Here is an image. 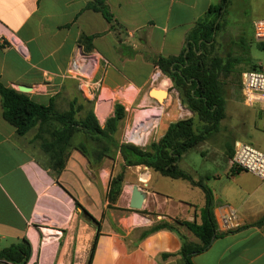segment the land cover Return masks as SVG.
<instances>
[{"label": "crops", "instance_id": "obj_1", "mask_svg": "<svg viewBox=\"0 0 264 264\" xmlns=\"http://www.w3.org/2000/svg\"><path fill=\"white\" fill-rule=\"evenodd\" d=\"M92 1L0 0L1 83L17 91L20 86L31 87L26 95L47 106L72 84L68 74L84 55L98 61L104 86L119 91L130 86L127 94L134 96L136 90L153 88L157 78L153 60L179 56L188 34L221 0H108L122 31L112 30L101 13L87 9ZM83 36L94 37L92 51L83 45ZM123 66L136 72L141 66L150 67L152 72L140 85L133 81L123 85L127 79ZM170 80H164L165 86L171 83L173 87ZM227 120L228 116L218 134L185 153L179 167L195 151L204 157L200 166L211 162L218 168L224 160L230 177L228 152L240 139L230 132ZM32 131L23 137L17 134L4 118L0 96V251L28 241L32 249L28 264H89L96 244L91 264H187L181 255L182 238L192 244L200 240L186 227L143 235L164 221L201 224L206 199L200 188L150 169L144 176L141 166L128 167L122 192L111 203V180L124 167L119 152L115 160L96 163L72 149L58 175ZM199 163L182 170L211 190L218 236L207 250L192 255L191 263L264 264V194H231L230 184L220 185L221 177L208 168L198 171ZM135 185L146 193L140 211L130 208ZM196 190L201 194H190ZM77 204L93 216L100 229ZM228 209L236 211L241 227L224 233L219 217ZM36 216L47 218L46 222ZM39 227L60 234L50 243Z\"/></svg>", "mask_w": 264, "mask_h": 264}, {"label": "trees", "instance_id": "obj_2", "mask_svg": "<svg viewBox=\"0 0 264 264\" xmlns=\"http://www.w3.org/2000/svg\"><path fill=\"white\" fill-rule=\"evenodd\" d=\"M108 0H93L87 9L101 13L110 28L122 31L123 28L109 10ZM232 0H221L218 5L210 7L206 16L200 20L188 34L186 45L177 57L159 56L153 60L155 68L173 82V88L179 93L182 106L193 114V118L180 120L169 126L167 132L158 143L149 148L123 144L120 145L115 135L118 126L126 116L125 107L118 105L113 118L102 127L96 116L90 113L84 120L76 119V111H56L54 101L42 105L28 95L13 88L4 86L0 81V96L3 103L5 120L14 126L21 137L38 128L35 140L40 141L42 151L49 157L51 169L58 175L65 169L69 153L72 149L80 151L84 156L98 163L103 159H115L120 153L124 167H147L161 175L187 181L193 187L200 188L205 194L206 205L201 212L202 223L174 220L173 223L160 222L147 230L144 237L161 230L177 232L179 227H186L200 240V244H192L182 238L181 255L187 264L191 257L207 250L217 233V223L213 213V195L203 183L196 182L192 176L179 167L184 154L196 149L212 135L220 132L221 122L227 116V101L224 96V80L232 75L238 64L244 62L242 57L223 58L214 54L217 36L221 31V22L229 13ZM94 37L83 36L82 43L87 50H93ZM240 44L244 55H247V42L241 38ZM264 48V45L259 44ZM201 127L197 128L196 120ZM77 136L84 138L77 145ZM88 141V142H87ZM89 143V145H87ZM230 158L234 155V147L230 145ZM233 175L241 173L232 170ZM125 175L120 173L111 180L108 199L116 202L122 192ZM77 207L82 208L79 204ZM87 217L100 229V224L84 210ZM94 244L92 248L95 251ZM32 257V249L28 241L13 245L0 251V261L13 264H28Z\"/></svg>", "mask_w": 264, "mask_h": 264}, {"label": "rangeland", "instance_id": "obj_3", "mask_svg": "<svg viewBox=\"0 0 264 264\" xmlns=\"http://www.w3.org/2000/svg\"><path fill=\"white\" fill-rule=\"evenodd\" d=\"M258 19H264V0H232L229 13L223 21H220L222 29L217 36L213 55L223 58L228 56L232 58L242 57L244 59V62L235 67L232 75L224 80V96L227 101L226 113L228 116L226 123L230 126V132L233 131L240 139V142L252 145L264 152V130L262 128L264 114L259 108H248L245 106L241 91L243 73L254 71L260 66L264 67V48L260 47L253 37V22ZM241 38L246 39L247 55L243 54L244 51L240 44L235 45V43L240 42ZM86 61L88 64H85V67L81 62L77 63L78 68L72 67L68 74V77H70L69 82H72V84L57 93L54 99L57 112L65 113L73 108L76 111V119L79 121L84 120L90 113H93L99 124L104 127L106 122L114 117L116 107L118 105H125L129 110H127L123 122L119 124L120 128L115 138L120 145L128 144L143 149L149 148L153 143H158L165 135L171 123L193 118V114L182 106L179 93L171 87V83H169V86H165L162 91L163 97L157 96L156 90L163 89L160 81L169 79L161 70L156 69L154 71V77L157 78L155 81H152L153 88L145 89L142 92L136 90V94L130 97L127 94L130 86H126L120 91L109 88L106 85L104 86L100 77L98 61H90V59ZM122 68L124 74L127 76V79L122 82L123 85L128 84L129 81L140 85L152 72V68L143 66H141L138 72L128 70L125 66ZM108 89H110V93L107 92ZM136 95L138 96L136 102L132 103L131 100ZM158 98L162 100L160 103L158 102ZM168 102H171L170 105ZM195 120L197 128H200V122L197 118ZM154 123L155 126L150 127L146 131L144 126L147 127ZM37 132L38 128L32 131V135L37 134ZM140 132L146 136L142 142L138 141V134ZM83 139L77 136L74 144L77 145L81 140L84 141ZM35 143L39 145L40 141L35 140ZM217 152L219 153L220 150ZM203 160L204 157L202 155L196 154L195 151L190 152L188 158L182 162L181 169H186L188 165L195 163V161H200V166ZM204 165L200 166L198 171L202 170V168H208L213 173H216V175L218 174L222 179L220 185L230 184L231 194H264V182L250 173L241 172L233 175L232 168L230 167L229 177L224 160L221 161L218 168L214 167L211 162ZM141 168L145 173L144 176H146V170L149 168L143 166ZM144 168L146 169L144 170ZM128 170L125 167H119L118 170V175L120 173L125 175L124 183L128 177ZM192 178L194 179V174H192ZM131 182L134 183L133 178ZM169 188L170 186L167 189ZM164 191H166V188ZM196 192L201 194L198 190L194 192L190 191V194H198ZM44 233L46 239L50 240V243L54 242L51 241L54 236H49L54 233L46 230Z\"/></svg>", "mask_w": 264, "mask_h": 264}, {"label": "built area", "instance_id": "obj_4", "mask_svg": "<svg viewBox=\"0 0 264 264\" xmlns=\"http://www.w3.org/2000/svg\"><path fill=\"white\" fill-rule=\"evenodd\" d=\"M253 31L255 42L264 45V19H258L253 22ZM18 47L22 51V53L26 55V52L23 50L22 46L19 45ZM88 59L90 58L87 56H81L73 65V68H78L77 63L79 62H81L83 66L85 64H88L86 61ZM91 60L92 59H90V61ZM241 91L243 93L245 106H247L248 108H259L260 111L264 114V67L260 66L254 71H246L243 73L241 80ZM230 167L232 168V170L250 173L258 177L260 180L264 181V152L256 149L252 145L238 141L234 145V155L230 159ZM36 218L42 220V222H46L47 219H43L37 216ZM219 226L224 233L238 230L241 227L240 217L235 210L228 209L219 217ZM39 229L45 235V229H43L42 227H39ZM49 232L55 233V235L50 234V237H56L60 234V232ZM0 264L13 263L6 261L0 262Z\"/></svg>", "mask_w": 264, "mask_h": 264}, {"label": "water", "instance_id": "obj_5", "mask_svg": "<svg viewBox=\"0 0 264 264\" xmlns=\"http://www.w3.org/2000/svg\"><path fill=\"white\" fill-rule=\"evenodd\" d=\"M19 91L24 94H30L32 92V88L28 86H20ZM145 200L146 193L141 189V187L135 185L132 189L130 208L137 211L142 210Z\"/></svg>", "mask_w": 264, "mask_h": 264}, {"label": "bare ground", "instance_id": "obj_6", "mask_svg": "<svg viewBox=\"0 0 264 264\" xmlns=\"http://www.w3.org/2000/svg\"><path fill=\"white\" fill-rule=\"evenodd\" d=\"M81 66H82V65H81ZM159 76H160V75H159ZM160 83L162 84L163 89H157V90H156V94H157V96H158V95L162 96V91H163L164 88H165V81H164V80H161ZM162 97H163V96H162ZM158 100H159V101H158L159 103L162 101V100L159 99V98H158ZM170 103H171V102H168L169 105H170ZM166 104H167V103H166ZM169 105H168V106H169ZM152 126H155V123L152 124V125H149V126H147V127H146V126H144V127L146 128V131H148L149 128L152 127ZM156 127H157V126H156ZM154 130H155V129H154ZM140 131H141V130H140ZM149 134H150V133H149ZM148 136H149V135H148ZM145 137H146V136H145L144 134H142V132H140V133L138 134V141H139V142H142V141L145 139Z\"/></svg>", "mask_w": 264, "mask_h": 264}]
</instances>
